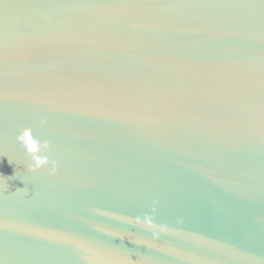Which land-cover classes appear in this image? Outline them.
Segmentation results:
<instances>
[{
	"label": "water",
	"instance_id": "95a60500",
	"mask_svg": "<svg viewBox=\"0 0 264 264\" xmlns=\"http://www.w3.org/2000/svg\"><path fill=\"white\" fill-rule=\"evenodd\" d=\"M0 264H264V0H4Z\"/></svg>",
	"mask_w": 264,
	"mask_h": 264
},
{
	"label": "clouds",
	"instance_id": "9594fccd",
	"mask_svg": "<svg viewBox=\"0 0 264 264\" xmlns=\"http://www.w3.org/2000/svg\"><path fill=\"white\" fill-rule=\"evenodd\" d=\"M27 135V133H25V136ZM20 140H23L24 137H19ZM45 147H47V145L45 144ZM27 150L29 151V153H35L36 151V146L35 144L31 141V140H28L27 141ZM33 160H34V164H30L29 165V170L30 171H36L43 163H45L46 161H43V160H40L39 158L37 157H33ZM17 190H21V189H17Z\"/></svg>",
	"mask_w": 264,
	"mask_h": 264
},
{
	"label": "snow or ice",
	"instance_id": "6c2138e0",
	"mask_svg": "<svg viewBox=\"0 0 264 264\" xmlns=\"http://www.w3.org/2000/svg\"><path fill=\"white\" fill-rule=\"evenodd\" d=\"M4 3V0H0V5H2Z\"/></svg>",
	"mask_w": 264,
	"mask_h": 264
}]
</instances>
